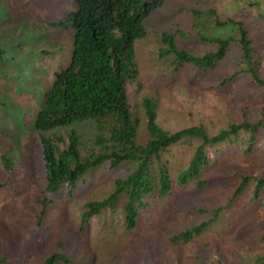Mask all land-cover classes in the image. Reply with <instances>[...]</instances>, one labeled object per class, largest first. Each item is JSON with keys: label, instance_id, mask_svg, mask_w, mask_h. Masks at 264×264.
Masks as SVG:
<instances>
[{"label": "trees", "instance_id": "16d2710c", "mask_svg": "<svg viewBox=\"0 0 264 264\" xmlns=\"http://www.w3.org/2000/svg\"><path fill=\"white\" fill-rule=\"evenodd\" d=\"M71 1L78 6L68 19L76 30L72 63L57 75L34 125L37 131L62 129L67 133L42 138L47 180L38 199V226L46 221L57 194L63 190L75 193L89 172L106 163L111 169L125 163L136 164V168L126 178L115 181L110 196L85 205L80 218L82 231L94 216L108 208L116 209L124 198L126 231L135 234L143 212L150 214L156 202L173 197L175 185L201 191L210 185L213 176L208 173L214 171L229 182L225 193L220 192L210 202L195 203L198 221L172 233L168 241L173 246L181 242L195 245L193 256L198 259L197 264H264V159L244 169L222 173L214 168L216 163L209 157L212 151L223 155L235 148L239 160L247 161L264 147L260 141L264 138V62L257 38L264 33V0H248L241 8L236 5L232 15L217 8L192 9L196 18H211L215 31H219L217 36L200 33V48L196 51L180 48L172 32L162 35L159 56L161 60L172 56L174 71L188 65L196 71L216 72L220 65H226L232 48L240 46L241 57L221 85L239 87L242 79L253 84L247 100L238 105L237 117L231 116L225 126L210 127L201 120L199 125L179 131H172V125L161 118L155 94L142 98V117L137 113L138 102L133 94L134 89L137 93L142 89L137 82L135 43L147 36L145 22L163 6V0ZM181 34L184 37L185 33ZM87 122H96L101 129L92 146L83 144L75 130L70 131L71 127ZM194 140L199 144L194 154L181 162L174 180L168 152ZM4 152L0 157V188L12 191L16 161L11 148ZM230 226L237 228L238 244L226 243L221 247L203 240L211 231L223 237L231 235ZM245 244L256 251L246 255ZM39 264L75 263L67 245L60 242Z\"/></svg>", "mask_w": 264, "mask_h": 264}, {"label": "rangeland", "instance_id": "374dc122", "mask_svg": "<svg viewBox=\"0 0 264 264\" xmlns=\"http://www.w3.org/2000/svg\"><path fill=\"white\" fill-rule=\"evenodd\" d=\"M247 1L163 0L161 9L146 22L147 36L136 44L137 82L142 89L138 93L134 89L133 94L140 117L143 116L141 100L150 94L156 95L161 118L172 125V131L199 125L201 120L207 126L221 127L231 116L237 117L238 105L247 100L253 84L242 79L239 87H232L222 86L221 81L230 76L233 63L240 59V46H234L226 65H220L213 73L196 71L188 65L174 71L172 56L161 60L159 49L162 35L172 32L180 48L196 51L200 48V33L217 36L219 31H215L211 18H196L192 9L217 8L232 15ZM77 10V4L71 0H0V51L4 53L0 55L3 58L0 60V157L11 148L16 161L13 190L0 188V264H39L60 242L67 245L75 264H197L198 259L193 256L195 245L181 242L173 246L168 238L198 221L195 203L210 202L220 192L225 193L230 184L214 171L208 173L213 177L202 191L193 192L175 185L173 197L151 207L153 219L143 212L135 234L125 231L124 198L116 209L103 211L82 231L80 218L84 204L110 196L115 181L126 178L136 168V164L125 163L111 169L106 163L89 172L75 193L63 190L57 194L46 221L38 226L41 209L38 199L47 179L42 138L67 133L62 129L37 131L34 125L57 75L68 70L72 63L76 30L68 19ZM181 33L186 35L183 37ZM257 38L264 62V33ZM71 130L89 146L96 143L101 132L96 122L80 123ZM260 141L264 143V138ZM198 144L194 140L170 149L174 180L181 162L194 154ZM220 154L212 151L209 157L216 163L214 168L225 173L264 159V147L247 161L239 160L235 148ZM229 229L231 235L227 237L211 231L203 240L221 247L226 243L238 244L237 228ZM243 250L246 255L256 251L247 244Z\"/></svg>", "mask_w": 264, "mask_h": 264}, {"label": "clouds", "instance_id": "9594fccd", "mask_svg": "<svg viewBox=\"0 0 264 264\" xmlns=\"http://www.w3.org/2000/svg\"><path fill=\"white\" fill-rule=\"evenodd\" d=\"M160 9H161V8H160ZM157 11H159V10H157ZM157 11H156V12H157ZM150 18H151V17H150ZM146 22H147V21H146ZM146 22H145V26H146ZM146 29H147V27H146ZM142 40H143V39H142ZM139 41H141V40H139ZM137 42H138V41H137ZM137 42L135 43V53H136V44H137ZM51 88H52V86H51ZM51 88H50V89H51ZM50 89H49L48 94H47V96H46L45 104H46V101H47V98H48V95H49ZM44 106H45V105H44ZM87 123H88V122H87ZM46 180H47V179H46ZM206 187H207V186H205L203 189H200V190L202 191V190H204ZM106 198H107V197H106ZM102 200H103V199H102ZM99 201H101V200H99ZM85 205H86V204H84V206H83V210H84ZM108 209H110V208H108ZM105 210H107V209H105ZM105 210H104V211H105ZM111 210H114V209H111ZM81 215H82V214H81ZM148 216H149L151 219H153V218H152V211H151L150 214H148ZM94 217H96V216H94ZM94 217H93V218H94ZM93 218H92V219H93ZM141 220H142V218H141ZM141 220H140V221H141ZM43 223H44V222H43ZM125 224H126V222H125ZM42 225H43V224H42ZM126 230H127V229H126V226H125V231H126ZM126 232H127V231H126ZM127 233H130V232H127ZM133 234H134V233H133ZM73 262H74V261H73Z\"/></svg>", "mask_w": 264, "mask_h": 264}]
</instances>
